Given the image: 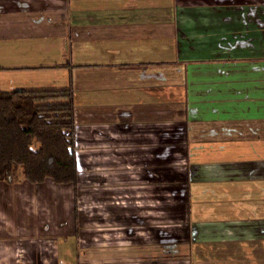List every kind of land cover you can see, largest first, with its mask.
<instances>
[{"label": "crops", "instance_id": "obj_1", "mask_svg": "<svg viewBox=\"0 0 264 264\" xmlns=\"http://www.w3.org/2000/svg\"><path fill=\"white\" fill-rule=\"evenodd\" d=\"M68 86L78 182L123 194L106 205L121 236L99 250L124 257L122 239L161 264L165 178L181 170L206 176V219L192 223L206 264H264V0H0V89ZM73 198L51 180L0 182V264H71Z\"/></svg>", "mask_w": 264, "mask_h": 264}, {"label": "rangeland", "instance_id": "obj_2", "mask_svg": "<svg viewBox=\"0 0 264 264\" xmlns=\"http://www.w3.org/2000/svg\"><path fill=\"white\" fill-rule=\"evenodd\" d=\"M179 171L180 174L174 172L178 181L172 183V189H164L163 191V217L162 225L159 226L163 227V241L161 258L158 257L157 253V260H159L161 264H206V241L203 240L202 237L192 234V227H195L192 223H197L198 220L206 219V176L188 177L186 172ZM168 172L171 174L170 171ZM82 180V182L81 179L78 182V186L80 187L78 193L76 192L77 185L73 187V199L75 211L78 207L84 219L83 222L81 220V224L75 229V235L71 238L69 237L65 243V245L70 246V250H72L71 254L75 252L77 254L76 257L74 256L73 259H71V264H139L140 258L137 257V246L139 245L130 244V242L123 241L122 239L114 243L111 241L112 244L118 246H115L118 250H123L125 249L124 246H126V249L129 248L133 251L123 257L117 256V253L114 251L107 253L105 250H99V248H106V246L97 243H103L99 239L103 237V235L105 240H108V238L113 240L116 239L117 235L121 236V233L116 227V220L109 212L106 205H113L121 202L123 194L108 193L104 197L103 194L95 191L91 187V180L89 177H82ZM81 185L83 186L81 187ZM209 185L223 186L218 181H211ZM210 194L212 196V199L209 197L212 207L211 212L212 214L217 213L213 210V207L216 202L220 201L221 197L218 192H216L215 187L211 188ZM135 195L140 196V199L138 201L136 200L138 203L144 205L154 204L153 200L144 199L145 195H149V193ZM223 195L226 196V194ZM236 196L237 194L230 191L229 200L224 197L221 201L223 203L226 201L234 203L236 201ZM170 207H174L177 211L174 213L176 214L175 217H173V214L168 210ZM181 209L186 212V220L183 219L184 215ZM97 212L104 217L102 223H98L96 218L93 217V214ZM145 213L152 214L156 217L159 215V212L150 209L146 210ZM98 231L99 233H97ZM139 232L141 235L136 234L134 237L144 236L148 244H156V248L158 249V236L154 238L151 232L147 230H139ZM44 233L46 234V232H42V234ZM37 235L38 234H35L34 237L38 241L40 240V236ZM92 235L93 239H91ZM24 236L33 237L32 234H24L21 235L20 238ZM230 245H232V243ZM98 250L100 253H95ZM222 257H224V254ZM61 262L62 264H68V260L65 257L59 258V264Z\"/></svg>", "mask_w": 264, "mask_h": 264}, {"label": "trees", "instance_id": "obj_3", "mask_svg": "<svg viewBox=\"0 0 264 264\" xmlns=\"http://www.w3.org/2000/svg\"><path fill=\"white\" fill-rule=\"evenodd\" d=\"M75 148L71 86L0 89V182L51 180L75 187L79 177Z\"/></svg>", "mask_w": 264, "mask_h": 264}]
</instances>
